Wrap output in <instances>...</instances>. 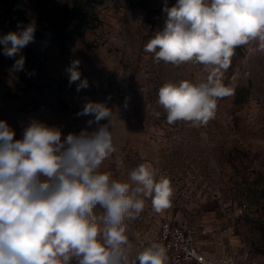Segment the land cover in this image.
<instances>
[{"label":"rangeland","instance_id":"374dc122","mask_svg":"<svg viewBox=\"0 0 264 264\" xmlns=\"http://www.w3.org/2000/svg\"><path fill=\"white\" fill-rule=\"evenodd\" d=\"M6 1L27 21L0 3V37L30 23L36 29L15 58L0 45V120L15 139L33 121L58 127L63 136L95 131L98 125H88L93 117L78 113L89 102L102 103L113 113L117 150L100 171L130 183L128 173L146 163L170 180L167 209L157 213L151 198H144L139 216L125 219L129 261L169 221L191 225L209 254L246 251L250 264H264V51L257 50L258 42L235 48L230 66L220 70L227 94L216 100L214 118L203 126L169 124L157 103L159 88L182 80L201 83L212 69L156 62L144 51L165 25L164 0ZM20 55L24 69L14 71ZM76 60L81 80L88 81L80 91L66 72ZM95 212L102 215L103 209Z\"/></svg>","mask_w":264,"mask_h":264},{"label":"clouds","instance_id":"9594fccd","mask_svg":"<svg viewBox=\"0 0 264 264\" xmlns=\"http://www.w3.org/2000/svg\"><path fill=\"white\" fill-rule=\"evenodd\" d=\"M165 25L144 47L156 62L179 66L193 62L212 71L206 81L167 82L157 103L167 122L206 125L214 118L216 100L227 94L219 79L235 48L258 42L264 51V0H164ZM35 25L0 37L3 54L15 58L34 40ZM25 58L15 59L14 71ZM78 60L66 69L77 91ZM78 115H90L95 131L63 136L58 127L33 121L21 139L0 120V264H167V250L150 243L129 261L125 219H135L151 198L159 213L170 206V180L149 164L128 173L129 182L111 178L100 166L117 149L113 144L112 111L102 103H87ZM159 113H157V116ZM108 120L107 124H100ZM122 163V162H120ZM99 206L103 214L95 209Z\"/></svg>","mask_w":264,"mask_h":264},{"label":"built area","instance_id":"2783aa9c","mask_svg":"<svg viewBox=\"0 0 264 264\" xmlns=\"http://www.w3.org/2000/svg\"><path fill=\"white\" fill-rule=\"evenodd\" d=\"M154 243L167 250V264H250L248 253L228 252L221 257H208L197 239L195 229L188 224L164 222L160 225Z\"/></svg>","mask_w":264,"mask_h":264},{"label":"trees","instance_id":"16d2710c","mask_svg":"<svg viewBox=\"0 0 264 264\" xmlns=\"http://www.w3.org/2000/svg\"><path fill=\"white\" fill-rule=\"evenodd\" d=\"M0 3L7 5L10 9H12L16 14H18V16H20L23 20L27 21L23 16H21V13L19 11H17L16 7L11 4L10 2L6 1V0H0Z\"/></svg>","mask_w":264,"mask_h":264},{"label":"crops","instance_id":"0c3cea01","mask_svg":"<svg viewBox=\"0 0 264 264\" xmlns=\"http://www.w3.org/2000/svg\"><path fill=\"white\" fill-rule=\"evenodd\" d=\"M156 236V235H155ZM155 239V238H154ZM153 243H154V240H153ZM200 244H202L201 242H200ZM143 245V243H141V246ZM140 246V245H139ZM138 246V247H139ZM202 247H203V245H201ZM203 249V248H202ZM203 252H204V254L206 255V256H208V257H221V256H224L225 254H219V255H215V254H209L207 251H205L204 249H203ZM227 254V253H226Z\"/></svg>","mask_w":264,"mask_h":264},{"label":"bare ground","instance_id":"6f19581e","mask_svg":"<svg viewBox=\"0 0 264 264\" xmlns=\"http://www.w3.org/2000/svg\"><path fill=\"white\" fill-rule=\"evenodd\" d=\"M140 244H138V246H139Z\"/></svg>","mask_w":264,"mask_h":264}]
</instances>
